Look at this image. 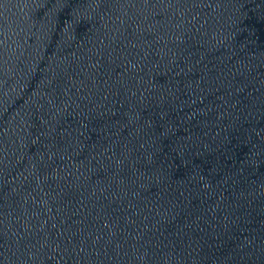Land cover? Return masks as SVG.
<instances>
[{
	"label": "water",
	"instance_id": "water-1",
	"mask_svg": "<svg viewBox=\"0 0 264 264\" xmlns=\"http://www.w3.org/2000/svg\"><path fill=\"white\" fill-rule=\"evenodd\" d=\"M0 264H264V0H0Z\"/></svg>",
	"mask_w": 264,
	"mask_h": 264
}]
</instances>
